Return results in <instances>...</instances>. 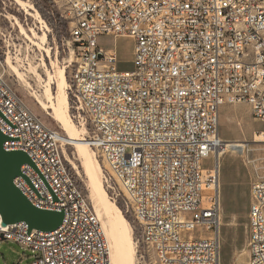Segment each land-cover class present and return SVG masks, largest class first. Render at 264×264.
Segmentation results:
<instances>
[{
  "label": "built area",
  "instance_id": "built-area-1",
  "mask_svg": "<svg viewBox=\"0 0 264 264\" xmlns=\"http://www.w3.org/2000/svg\"><path fill=\"white\" fill-rule=\"evenodd\" d=\"M49 1L69 22L73 119L143 241L167 258V241L178 238L202 264H222L220 107L246 103L264 121V0ZM104 35L135 40L132 70H119L117 52L98 44ZM4 70V148L26 152L34 164H24L14 183L34 206L64 218L54 230L29 231L23 221L2 225L0 214V240L32 249L29 264H110L108 239L65 142ZM248 218L246 264H264V178L251 182Z\"/></svg>",
  "mask_w": 264,
  "mask_h": 264
},
{
  "label": "rangeland",
  "instance_id": "rangeland-1",
  "mask_svg": "<svg viewBox=\"0 0 264 264\" xmlns=\"http://www.w3.org/2000/svg\"><path fill=\"white\" fill-rule=\"evenodd\" d=\"M21 1L26 5H32L33 10L20 5L18 0H0V72L5 68L7 81L14 86L31 109L49 127L56 129L60 135H66L60 124L47 114L35 99V95L44 96L48 73L56 74L60 68L66 67L69 114L80 136L83 137L80 126L73 119L76 109L73 107L75 97L71 73L70 69H67L71 57L66 44L69 36L68 19L61 15L55 5L50 7L45 0ZM41 7L49 9L50 12H45L44 16L40 12ZM36 13L42 22L35 17ZM56 13L66 22V26L58 25L54 18ZM20 24L24 27L25 33L21 32ZM97 42L107 51L117 52L119 70L130 71L134 68L135 40L132 37L104 35L99 36ZM38 44L50 49V52L41 49ZM7 59H11V63L22 73L21 76L14 73L13 68L6 63ZM52 94L53 100L57 101L58 89L55 84H52ZM49 111L52 112L53 109ZM219 130L224 140L238 143L236 147L227 146L220 158L221 262L246 264L251 182L255 178H264V139L261 141L259 138L264 132V121L255 119L251 114L250 105L246 103H226L220 107ZM64 150L78 162L75 146L64 145ZM96 157L102 165V180L109 198L121 209L132 228L135 263L162 264L163 257H156L154 250L143 241L139 223L132 211L126 210L121 196L114 194L113 189L107 185L104 178L106 165L100 157L97 155ZM67 163L76 179L82 183L83 190L92 203L88 189L89 177L82 169L81 174H77L72 165L68 161ZM205 164L210 167L211 158H207ZM32 260V249L10 239L0 240V264H29Z\"/></svg>",
  "mask_w": 264,
  "mask_h": 264
},
{
  "label": "bare ground",
  "instance_id": "bare-ground-1",
  "mask_svg": "<svg viewBox=\"0 0 264 264\" xmlns=\"http://www.w3.org/2000/svg\"><path fill=\"white\" fill-rule=\"evenodd\" d=\"M18 3L33 10L32 5H26V3L21 0H18ZM35 17L42 22L37 13L35 14ZM20 30L25 33L22 24H20ZM43 40H46L45 36ZM34 45L37 46V44ZM38 46L48 53L50 52V49H46L40 44H38ZM10 60L11 59H7L6 63L13 68L15 74L21 76L22 73L11 63ZM66 73V67L60 68L56 74L49 72L45 84L44 96L41 97L35 95V99L46 113L51 115L65 130L66 135H61L62 140L65 142L64 145H72L76 147L78 162L71 158L64 150L65 158L72 165V168L77 174H81L82 169L89 177L88 189L90 190V198L93 207L101 220L104 233L109 241L111 256L110 264H136L135 247L130 223L121 209L109 198L102 180V165L98 161L94 150L87 144L85 138L80 136V132L76 128L72 117L69 114L70 102L67 92L68 83ZM36 74L41 78L38 73ZM52 84H55L58 89L57 101L53 100ZM50 109H53V111H49ZM81 130L84 134L85 128H81ZM259 138L261 141L264 139V132ZM231 145L236 147L238 146V143L235 141H226L225 149L227 146ZM181 257H186V260L189 263L202 264V258H197V255H195L194 252H187L186 248L182 246V243H178V238H171V240L167 241V258H163L162 264H172V260L180 259ZM175 264H184V262L175 261Z\"/></svg>",
  "mask_w": 264,
  "mask_h": 264
},
{
  "label": "water",
  "instance_id": "water-1",
  "mask_svg": "<svg viewBox=\"0 0 264 264\" xmlns=\"http://www.w3.org/2000/svg\"><path fill=\"white\" fill-rule=\"evenodd\" d=\"M9 139L0 130V214L2 225L25 222L29 231H51L58 228L64 218L63 211L41 209L34 206L15 185L24 164L34 165L29 155L21 150L7 151L4 143Z\"/></svg>",
  "mask_w": 264,
  "mask_h": 264
},
{
  "label": "trees",
  "instance_id": "trees-1",
  "mask_svg": "<svg viewBox=\"0 0 264 264\" xmlns=\"http://www.w3.org/2000/svg\"><path fill=\"white\" fill-rule=\"evenodd\" d=\"M45 2L50 6V7H52V6H54V3L53 2H51V1H49V0H45ZM45 10V8H43V7H41V9H40V12L44 15V16H46V10ZM55 20H56V22H58V25L60 26H66V22H64V20H62V18L59 16V14L58 13H56L55 14ZM74 175V174H73ZM75 177V176H74ZM75 179H76V177H75ZM77 180V179H76ZM77 183H78V185H79V187L80 188H82L83 189V185H82V183H80L78 180H77Z\"/></svg>",
  "mask_w": 264,
  "mask_h": 264
}]
</instances>
